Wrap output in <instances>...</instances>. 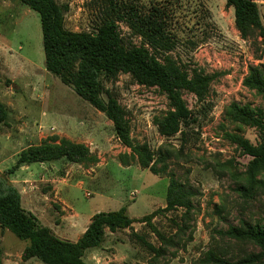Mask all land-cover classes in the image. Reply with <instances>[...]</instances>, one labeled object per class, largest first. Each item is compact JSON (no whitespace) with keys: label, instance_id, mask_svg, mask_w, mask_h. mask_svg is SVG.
Masks as SVG:
<instances>
[{"label":"rangeland","instance_id":"1","mask_svg":"<svg viewBox=\"0 0 264 264\" xmlns=\"http://www.w3.org/2000/svg\"><path fill=\"white\" fill-rule=\"evenodd\" d=\"M56 1L67 6L66 29L96 30L103 0ZM117 1L121 5H136L141 17L149 16L152 20L161 17L173 40L167 54L188 73L196 71L213 79L203 101L192 93L181 92L187 107L198 118L189 128L184 143L179 134L167 138L158 132L155 119L170 106L166 95L156 86L139 85L124 72L112 80L101 78L102 97L106 99L109 93L118 101L132 143L146 144L154 153L164 145L170 148L168 171L191 187L194 209L188 218L178 208L159 212L148 224L134 222L130 228L119 229L112 235L107 232L100 247L85 252L84 261L88 264H201L203 253L214 245L233 259L245 252H256L258 249L253 245L227 240L218 231L238 225L240 220L264 219V186L252 192L237 190L247 179L250 156L229 137L238 135L257 145L261 134L226 114V108L234 102L249 105L264 115V95L243 85L249 66L264 63L263 38H241L233 8L226 5V0ZM255 2L264 27V0ZM120 16L118 29L123 42L127 46L144 45L151 49L129 27L125 13ZM0 100L8 110L6 123H0V135L14 136L19 130H89L87 137L75 135L73 138L85 140L97 162L83 166L86 170L82 165L77 168L85 176L95 175L96 179L77 176L74 182L82 180V187L72 182L65 192L70 204L65 215L70 220L84 221L92 213L114 211L121 206H126L129 217L138 219L165 206L167 174H153L136 160L129 166L121 165L118 156L130 155V148L117 138L112 121L102 111L77 95L72 85L63 83L45 69L39 14L17 0H0ZM47 114L54 119L49 120ZM72 168L76 169V165ZM7 171L0 174L6 177L10 175ZM63 172L57 171V174L63 175ZM256 177L264 180V171ZM59 210V206H52L40 223L52 224L61 217L63 212ZM156 232L168 241L162 242ZM0 244L10 246L15 252L27 242L5 230L3 237L0 234ZM147 245L162 248L161 254L155 256Z\"/></svg>","mask_w":264,"mask_h":264},{"label":"trees","instance_id":"2","mask_svg":"<svg viewBox=\"0 0 264 264\" xmlns=\"http://www.w3.org/2000/svg\"><path fill=\"white\" fill-rule=\"evenodd\" d=\"M17 1L39 14L45 69L59 77L63 83L72 85L77 95L102 111L112 121L117 138L130 148V155L118 156L121 165L129 166L131 161L136 160L142 168H147L153 174L163 173L169 177L163 208L138 219L128 216L126 206L114 211L96 212L82 235L76 241H70L59 238L50 227L41 224L34 214L25 210L17 189L0 174V227L27 242L21 253L22 260L36 258L43 264H87L83 259L85 252L100 247L107 230L114 232L128 229L134 222L148 224L159 212L178 208L183 209V216L188 218V213L194 209L193 191L168 171L170 148L164 145L154 153L146 144L132 143L124 111L118 101L109 93L106 99L102 97L104 89L101 78L112 80L119 72H124L130 74L139 85L156 86L166 95L170 106L168 111L155 119L159 134L167 138L179 134L180 141L185 143L189 128L197 123L198 118L187 107L181 92L192 93L199 101H203L208 95L213 76L196 71L190 74L182 69L167 54L173 47V40L162 18L152 20L149 16L141 17L134 4L121 5L117 0H103L96 30L78 32L65 28L66 5L56 0ZM226 5L233 8L234 22L241 38L261 37L264 43V27L255 0H226ZM123 13L129 27L151 49L144 45L127 46L123 42L118 29V19H122L120 15ZM243 85L264 95V63L249 66ZM226 114L233 121L256 128L261 134V141L257 145L241 136L229 135L241 151L250 156L246 169L247 179L237 190L252 192L264 186V180L256 177L264 171V115L249 105L234 102L226 108ZM7 116V107L0 101V123L5 124ZM59 159L82 166L97 162L96 156L84 143L52 135L40 144L22 149L12 169L24 164ZM156 233L162 242L168 241L166 236ZM218 234L236 243L251 244L258 250L245 252L233 259L214 245L203 253L201 264H256L264 261V219L255 222L240 220L238 225H229L225 230L218 231ZM147 246L155 252V256L162 252V248ZM2 254L0 247V264Z\"/></svg>","mask_w":264,"mask_h":264},{"label":"crops","instance_id":"3","mask_svg":"<svg viewBox=\"0 0 264 264\" xmlns=\"http://www.w3.org/2000/svg\"><path fill=\"white\" fill-rule=\"evenodd\" d=\"M1 101V100H0ZM2 102V101H1ZM43 116H46L44 113ZM49 120H53V116H48ZM89 130H19L16 135L10 133L0 135V172L9 170V167L15 165L19 152L30 146L40 144L41 141L49 136L57 135L65 137L75 142L86 143L85 140L73 138L75 135L79 137H87ZM69 134L73 136H69ZM34 139L37 141L33 142ZM2 147V148H1ZM16 147H19L14 153ZM11 165V166H10ZM76 165V169L72 167ZM81 165L69 162L65 159H59L53 162H37L34 165L24 164L12 169L6 178L9 183L17 189L20 194L22 207L34 214L42 223L44 213L49 212L52 206L60 207L62 211L61 217L57 218L52 224L44 221L52 229V231L62 239L76 241L88 226L92 213L88 219L84 221L70 220L65 214L70 204L67 201L65 192L70 189L71 183L77 176L94 181L96 176H85L84 172H80L77 167ZM67 167V169H66ZM61 168V169H59ZM65 168V169H64ZM83 170H86L82 166ZM57 171H64L62 174H57ZM82 180L74 182V186L81 188ZM58 205H56V204ZM70 210V209H69ZM96 213V212H95ZM73 215V214H72ZM134 218V217H132ZM43 223V224H44ZM0 234L3 237L6 229L0 227ZM117 231V230H116ZM109 234L114 232L106 231ZM105 234V235H106ZM5 257L2 258V264H43L36 258L22 260L21 253L24 247L17 251H13L10 246H1ZM88 264V263H87Z\"/></svg>","mask_w":264,"mask_h":264}]
</instances>
